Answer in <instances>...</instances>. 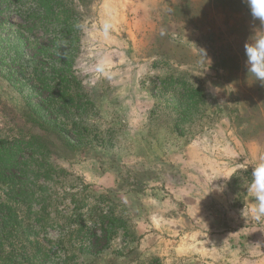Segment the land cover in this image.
<instances>
[{"label":"rangeland","instance_id":"rangeland-1","mask_svg":"<svg viewBox=\"0 0 264 264\" xmlns=\"http://www.w3.org/2000/svg\"><path fill=\"white\" fill-rule=\"evenodd\" d=\"M259 23L245 0H0V137L30 158L0 187V264H264L244 188L264 151Z\"/></svg>","mask_w":264,"mask_h":264},{"label":"clouds","instance_id":"clouds-1","mask_svg":"<svg viewBox=\"0 0 264 264\" xmlns=\"http://www.w3.org/2000/svg\"><path fill=\"white\" fill-rule=\"evenodd\" d=\"M245 3L250 10L253 20L260 22L259 25H253L248 39L244 44L246 79L251 86L257 82L264 84V0H245ZM112 29L113 25L111 21L104 24L105 35ZM161 34L163 35V33ZM205 56L210 63L204 71L209 69L212 64V60L207 56L206 50ZM98 70L103 71V66ZM249 150L251 151V148ZM251 166L250 183L244 185V188L252 201V219L260 221L264 219V151L260 150L259 145L256 146V154ZM231 177L224 178L228 179ZM223 187V185L216 186L217 190L220 191H223ZM244 209L245 207L242 209V215Z\"/></svg>","mask_w":264,"mask_h":264},{"label":"trees","instance_id":"trees-1","mask_svg":"<svg viewBox=\"0 0 264 264\" xmlns=\"http://www.w3.org/2000/svg\"><path fill=\"white\" fill-rule=\"evenodd\" d=\"M27 16L32 17V15L28 14ZM47 32L50 31V29H45ZM51 51V50H50ZM48 51V52H50ZM45 60V59H44ZM35 109L38 110L40 108L38 105H33ZM35 118H31V121L34 124H37V126L41 130H49L52 134H55L57 136H61L60 138L63 139V131H66V124H62L59 122V120H53L51 118V114H34ZM74 124L76 125L77 122ZM58 125H62L58 126ZM63 137V138H62ZM66 138V139H65ZM63 139L64 142H70L71 140L68 138V135L65 136ZM44 138L40 135L32 136L30 140L22 139L21 142H23V146H26L28 149H32L33 155L35 152L41 154L45 150V141ZM70 145L71 144L69 143ZM20 146V145H19ZM0 187L6 188L9 190L10 193H13V187L15 178L17 177V173H15L16 169H19V166L24 165L28 162L30 158L22 157L23 159L17 160L14 157V154L16 153V147L14 146V142L8 143L6 139L0 137ZM4 153V154H2ZM7 153V154H6ZM15 163V164H14ZM26 166V165H25ZM22 172L25 171L27 173L29 170L21 169ZM13 200V198H10ZM10 203L9 201L2 200L0 198V256H4V243L6 240V237L11 235L13 231L16 228L15 221L13 214L11 213L9 207ZM15 253V252H13ZM24 257H26V254H23ZM13 257V256H12ZM10 263H13V259H10Z\"/></svg>","mask_w":264,"mask_h":264}]
</instances>
